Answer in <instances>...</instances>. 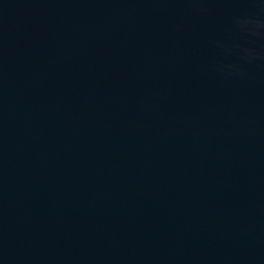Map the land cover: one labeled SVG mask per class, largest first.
<instances>
[{
  "label": "water",
  "instance_id": "water-1",
  "mask_svg": "<svg viewBox=\"0 0 264 264\" xmlns=\"http://www.w3.org/2000/svg\"><path fill=\"white\" fill-rule=\"evenodd\" d=\"M0 264H264V0H0Z\"/></svg>",
  "mask_w": 264,
  "mask_h": 264
}]
</instances>
